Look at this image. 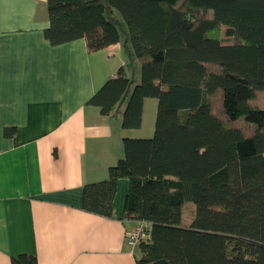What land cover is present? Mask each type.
Wrapping results in <instances>:
<instances>
[{"label":"trees","instance_id":"1","mask_svg":"<svg viewBox=\"0 0 264 264\" xmlns=\"http://www.w3.org/2000/svg\"><path fill=\"white\" fill-rule=\"evenodd\" d=\"M51 45L120 42L126 62L87 104L150 137H124L105 179L83 185L82 208L144 221L137 264H264V0H46ZM12 129L6 128L5 134ZM11 264H37L20 253Z\"/></svg>","mask_w":264,"mask_h":264},{"label":"crops","instance_id":"2","mask_svg":"<svg viewBox=\"0 0 264 264\" xmlns=\"http://www.w3.org/2000/svg\"><path fill=\"white\" fill-rule=\"evenodd\" d=\"M46 0H0V264H137L126 243L120 178L114 218L82 208L83 185L107 177L124 137H150L157 101L145 98L138 128L102 115L88 99L126 62L121 43L88 50L83 38L51 45ZM12 129L5 134L4 130Z\"/></svg>","mask_w":264,"mask_h":264},{"label":"built area","instance_id":"3","mask_svg":"<svg viewBox=\"0 0 264 264\" xmlns=\"http://www.w3.org/2000/svg\"><path fill=\"white\" fill-rule=\"evenodd\" d=\"M127 245L130 247L137 246L140 242H146L149 239L148 225L144 221H137V223L128 228L125 233Z\"/></svg>","mask_w":264,"mask_h":264}]
</instances>
